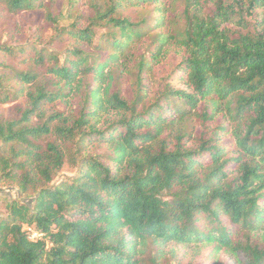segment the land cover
Listing matches in <instances>:
<instances>
[{"label":"trees","instance_id":"obj_1","mask_svg":"<svg viewBox=\"0 0 264 264\" xmlns=\"http://www.w3.org/2000/svg\"><path fill=\"white\" fill-rule=\"evenodd\" d=\"M55 1L0 0V19L51 17ZM92 7L57 19L71 45L61 59L0 43L19 56L16 67L1 62L0 103L25 100L12 119L0 116V181L36 193L32 206L0 199V264H146L149 244L157 264L169 243L264 264V0ZM132 8L137 17L123 14ZM167 12L181 19L171 34ZM140 41L126 94L118 69ZM174 47L180 61L150 93V65ZM66 162L74 176L51 184Z\"/></svg>","mask_w":264,"mask_h":264},{"label":"rangeland","instance_id":"obj_2","mask_svg":"<svg viewBox=\"0 0 264 264\" xmlns=\"http://www.w3.org/2000/svg\"><path fill=\"white\" fill-rule=\"evenodd\" d=\"M71 10L75 11L71 15L70 13V4L72 0H57L51 6H49V11L52 15L57 16V18L53 17L56 20V24L52 21V18L47 15H42V12H24L21 11L17 15L8 14L4 15L0 19V43L4 44L7 47L18 48L22 45H33L36 44L37 48H42V50H50L52 54L57 55L59 59L63 57L66 52L65 47H71L69 44V39L65 40L64 35H59L56 30V25L59 28L58 18H66L68 16H76L78 13L82 14H91L93 13V3L101 4L106 0H73ZM260 10V9H258ZM262 11V10H260ZM128 12L130 14H128ZM140 10H136L134 8L123 11L125 16L137 17L139 15ZM157 12H152L151 16H157ZM59 15V17H58ZM264 16V15H263ZM259 17H261L259 15ZM152 19V26L154 25L156 20ZM166 22L162 28L163 33L171 34L181 25V19H179V15L174 12L166 13ZM66 21L62 22L61 25H65ZM157 27H153V32L158 31ZM98 33H102L104 28L99 27L96 30ZM145 41H140L136 43L135 48L127 54L131 60L124 59L120 65L118 72L120 73V85L122 90L126 92V94L131 93V89L133 88V75L137 73V66L134 64V55L135 52H141V48L144 46ZM134 51V52H133ZM181 51L176 47L165 51L162 55L157 56L156 59L150 65V78H147L149 82L148 91L153 93L157 90L156 82L159 79L166 77V75L175 68L177 63L181 59ZM1 62L5 63V65L16 67L19 62V56H8L6 52L0 50V71ZM136 67V68H135ZM8 70L9 68H4ZM41 81H45L47 79V74L41 72ZM24 97L17 99L16 101H12L9 103L1 104L0 103V116L4 119H12L15 116V106L24 105ZM195 128L199 129V124L195 121L192 122ZM91 151H95L100 153V148H89ZM3 153H6L5 151ZM75 170L74 167L71 166L69 162H66L63 167L56 172L52 177V183H57L61 180H64L68 177L74 176ZM35 192L30 189L27 195H22L18 187L9 181L3 182L0 181V199L3 197L7 199H17L22 203L27 204L28 206H32L33 201L35 199ZM6 215V210L3 205V201L0 200V217H4ZM264 233V227L261 231H259V239ZM35 233H32L34 236ZM157 247L154 244H149L146 248H144V255L141 257L143 261H146V264H149L151 258L155 256ZM158 258V257H157ZM156 261V260H155ZM157 264H234L233 258L225 252L212 253L210 247L208 245H177L174 243H169L162 247L159 259L157 260Z\"/></svg>","mask_w":264,"mask_h":264},{"label":"built area","instance_id":"obj_3","mask_svg":"<svg viewBox=\"0 0 264 264\" xmlns=\"http://www.w3.org/2000/svg\"><path fill=\"white\" fill-rule=\"evenodd\" d=\"M34 236H35V234H34Z\"/></svg>","mask_w":264,"mask_h":264}]
</instances>
